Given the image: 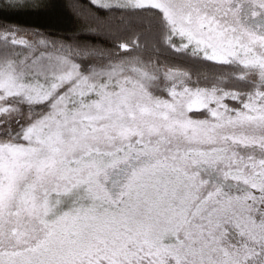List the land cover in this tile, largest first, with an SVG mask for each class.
Segmentation results:
<instances>
[{"label":"snow or ice","instance_id":"6c2138e0","mask_svg":"<svg viewBox=\"0 0 264 264\" xmlns=\"http://www.w3.org/2000/svg\"><path fill=\"white\" fill-rule=\"evenodd\" d=\"M48 6L0 0V264H264V0Z\"/></svg>","mask_w":264,"mask_h":264},{"label":"trees","instance_id":"16d2710c","mask_svg":"<svg viewBox=\"0 0 264 264\" xmlns=\"http://www.w3.org/2000/svg\"><path fill=\"white\" fill-rule=\"evenodd\" d=\"M76 3L87 6V0H49L47 8L19 14L9 13L7 19L10 23L26 29H38L42 33L57 37L65 36L79 27V20L75 15L78 9L73 6ZM203 70L218 71L210 67Z\"/></svg>","mask_w":264,"mask_h":264}]
</instances>
